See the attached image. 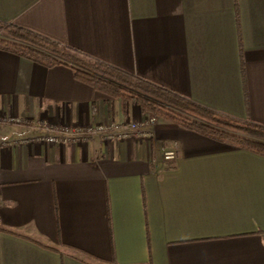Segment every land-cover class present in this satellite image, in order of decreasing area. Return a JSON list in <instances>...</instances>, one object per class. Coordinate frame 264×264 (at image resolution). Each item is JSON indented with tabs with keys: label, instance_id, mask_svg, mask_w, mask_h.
<instances>
[{
	"label": "crops",
	"instance_id": "obj_1",
	"mask_svg": "<svg viewBox=\"0 0 264 264\" xmlns=\"http://www.w3.org/2000/svg\"><path fill=\"white\" fill-rule=\"evenodd\" d=\"M0 21L264 125V0H0ZM5 114L28 124L0 123V264H264V155L156 116L148 142L33 141L149 113L0 49Z\"/></svg>",
	"mask_w": 264,
	"mask_h": 264
},
{
	"label": "trees",
	"instance_id": "obj_2",
	"mask_svg": "<svg viewBox=\"0 0 264 264\" xmlns=\"http://www.w3.org/2000/svg\"><path fill=\"white\" fill-rule=\"evenodd\" d=\"M0 49L46 66L70 63L74 76L96 90L202 136L264 155L263 124L217 112L98 59L78 56L25 27L0 21Z\"/></svg>",
	"mask_w": 264,
	"mask_h": 264
},
{
	"label": "built area",
	"instance_id": "obj_3",
	"mask_svg": "<svg viewBox=\"0 0 264 264\" xmlns=\"http://www.w3.org/2000/svg\"><path fill=\"white\" fill-rule=\"evenodd\" d=\"M156 117L148 114L142 120H133L125 124L112 121L95 122L89 125H58L48 126L42 124V130L31 139L41 143H70L88 141L93 137H99L103 141H120L126 139H139L149 141L153 137V127ZM0 123L27 125L28 119L9 114L0 115ZM175 158V152L170 147H165L161 153L162 161H171Z\"/></svg>",
	"mask_w": 264,
	"mask_h": 264
}]
</instances>
